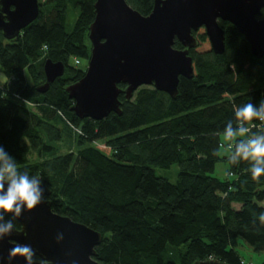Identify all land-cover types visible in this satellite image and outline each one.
Wrapping results in <instances>:
<instances>
[{
    "label": "trees",
    "instance_id": "trees-1",
    "mask_svg": "<svg viewBox=\"0 0 264 264\" xmlns=\"http://www.w3.org/2000/svg\"><path fill=\"white\" fill-rule=\"evenodd\" d=\"M94 1L38 0V16L17 37L0 31L7 77L0 88V147L20 172L44 179L52 211L101 233L95 259L103 264H193L209 256L241 264L239 238L264 251V175L254 181L249 162L229 163L246 137L220 139L229 121L237 130V107L251 102L258 109L264 101V55L253 57L227 21H220L225 49L214 53L200 27L189 48L193 76H179L175 97L140 86L127 99L126 85L118 83L121 114L78 118L66 87L85 71L73 59L89 58ZM126 2L147 15L154 0ZM69 9L76 12L71 27ZM173 47L183 48L176 39ZM46 58L61 61L64 72L39 92ZM252 123L258 126L247 136L264 134V123ZM218 161L229 164L223 178L212 175ZM174 163V182L155 173Z\"/></svg>",
    "mask_w": 264,
    "mask_h": 264
},
{
    "label": "water",
    "instance_id": "water-1",
    "mask_svg": "<svg viewBox=\"0 0 264 264\" xmlns=\"http://www.w3.org/2000/svg\"><path fill=\"white\" fill-rule=\"evenodd\" d=\"M264 0H154L153 8L142 15L126 0H95L94 18L89 25L90 55L83 76L68 85L70 110L78 118L100 120L110 112L121 114L118 83L125 84L129 99L140 86H153L175 97L179 76H193L189 48L197 41L192 31L204 28L214 53L225 49L220 21L234 25L249 44L253 57L264 55V14L258 17ZM39 14L38 0H0V31L8 39ZM183 46L174 48V40ZM45 81L38 85L45 92L64 72L61 61L46 58L42 64ZM42 197L50 190L41 177ZM10 215V214H9ZM19 228L0 241V264H26L22 257L8 260L16 242L30 244L38 259L49 264H103L95 259L100 232L51 209L48 199L18 218ZM62 233L63 238L57 239ZM193 264H227L211 258Z\"/></svg>",
    "mask_w": 264,
    "mask_h": 264
},
{
    "label": "clouds",
    "instance_id": "clouds-1",
    "mask_svg": "<svg viewBox=\"0 0 264 264\" xmlns=\"http://www.w3.org/2000/svg\"><path fill=\"white\" fill-rule=\"evenodd\" d=\"M234 115L238 122L237 130L233 131L232 123L229 121L224 132L225 139L234 140L237 136L246 138L235 144V151L231 154L229 163L237 165L241 161L249 162L251 178L258 181L264 175V134L252 136L247 134L255 127L252 123L254 120L264 123V101L260 102L258 109L251 102L237 107ZM42 192L41 179L30 177L27 170L20 172L15 159L0 147V241L11 236L15 229V221L19 217L45 201ZM6 214H10L7 220ZM259 220L264 224V213L259 215ZM62 238L63 234L58 233L57 239ZM17 256L22 257L26 264H35L37 258L30 244L19 242H16L9 251L8 260L11 261ZM211 258L213 257H208ZM39 264L49 262L40 258Z\"/></svg>",
    "mask_w": 264,
    "mask_h": 264
},
{
    "label": "rangeland",
    "instance_id": "rangeland-1",
    "mask_svg": "<svg viewBox=\"0 0 264 264\" xmlns=\"http://www.w3.org/2000/svg\"><path fill=\"white\" fill-rule=\"evenodd\" d=\"M76 16V12L72 9H69L68 15H67V23L68 26L71 27L73 20ZM80 61V60H79ZM88 61V60H87ZM87 61L84 60L80 61L78 65H80L81 68H86ZM7 77L5 73L2 71L0 66V86L6 82ZM220 139L223 143H227L228 139H225L224 134L220 135ZM227 149L225 147H221L220 153H227ZM229 166V164L226 161H218L215 164L214 171L212 172V175L223 178L225 174L226 168ZM155 173L157 175L163 176L170 180L171 182H174L176 180L177 172H178V165L176 163L172 164L168 168H154ZM235 250L240 256L241 260H243L245 263L251 262L252 264H263L264 263V251H255L253 250L246 242L243 241V239L239 238L238 243L235 246Z\"/></svg>",
    "mask_w": 264,
    "mask_h": 264
},
{
    "label": "built area",
    "instance_id": "built-area-1",
    "mask_svg": "<svg viewBox=\"0 0 264 264\" xmlns=\"http://www.w3.org/2000/svg\"><path fill=\"white\" fill-rule=\"evenodd\" d=\"M79 59H77V58H74L73 59V63L75 64V65H78L79 64ZM0 88H1V86H0ZM58 115L60 116V117H62L63 118V120H65V121H68L67 120V118H66V116L64 115V113L62 112V111H59L58 110ZM257 124H255V127H257L256 126ZM255 127H253V128H255ZM252 129V128H251ZM241 264H252L251 262H248V263H245L243 260H241Z\"/></svg>",
    "mask_w": 264,
    "mask_h": 264
},
{
    "label": "flooded vegetation",
    "instance_id": "flooded-vegetation-1",
    "mask_svg": "<svg viewBox=\"0 0 264 264\" xmlns=\"http://www.w3.org/2000/svg\"><path fill=\"white\" fill-rule=\"evenodd\" d=\"M20 227V226H19Z\"/></svg>",
    "mask_w": 264,
    "mask_h": 264
}]
</instances>
